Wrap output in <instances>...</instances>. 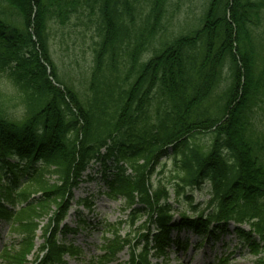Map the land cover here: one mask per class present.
Returning <instances> with one entry per match:
<instances>
[{
	"label": "trees",
	"instance_id": "1",
	"mask_svg": "<svg viewBox=\"0 0 264 264\" xmlns=\"http://www.w3.org/2000/svg\"><path fill=\"white\" fill-rule=\"evenodd\" d=\"M173 1L0 0V218L22 237L19 249H5L6 264L26 263L45 218L47 252L38 261L39 251L35 264H64L66 254L81 252L57 243L56 232L92 161L105 179L112 174L109 198H122L124 209L139 205L131 223L148 217L130 264H152L151 252L165 254L173 242L181 249L170 236L174 228L213 236L231 220L250 226L239 232L264 264V127L257 116L264 111V0H205L193 30L157 47ZM86 12L96 22L93 56L75 85L52 51L51 25ZM155 91L167 104L154 106L149 123ZM199 135L208 143L196 141ZM167 168L169 187L153 182ZM205 183L212 210L196 219L179 212L183 197L198 210L193 190ZM110 246L114 251L119 241Z\"/></svg>",
	"mask_w": 264,
	"mask_h": 264
},
{
	"label": "rangeland",
	"instance_id": "2",
	"mask_svg": "<svg viewBox=\"0 0 264 264\" xmlns=\"http://www.w3.org/2000/svg\"><path fill=\"white\" fill-rule=\"evenodd\" d=\"M175 6L170 7V12L173 11V16L169 23V29L166 34H160L156 41L155 46H160V40L168 35H173L175 33H183L185 31H191L192 26H197V17H200L202 13V7L205 0H174ZM177 5V7H176ZM88 13L82 17L72 16L69 22L65 25L52 24L51 29V44L52 51L57 57H59L65 63V71L70 75L71 83L75 85H80L83 82L84 77L89 74V68L92 62L93 56V36L96 32V22L88 19ZM96 19V18H95ZM166 41H163L165 43ZM151 50L146 54V57L151 56ZM143 55V56H144ZM5 79L0 81V88H5ZM161 95L155 91L152 95V101L150 103V108L147 110L148 122L153 123L155 120L154 106L160 103L162 107H165L167 103ZM16 111V110H14ZM260 119V125L264 127V111L257 113ZM196 141L200 143H208V135H199L196 137ZM166 159H163V163ZM101 164H98L96 168H92L91 179L81 182V184L75 189V201L77 198L88 197L93 201V207L91 211L84 209L80 206L79 209L83 213L84 217L89 222L88 225L82 226L77 233H71L67 236V240H70L75 245L81 246L83 248V255L79 258H69L66 257L69 264H99L93 257L103 254L99 250V247L103 243L104 237L110 239L113 238L112 232H107L104 236V228L108 223L117 225L120 220L129 221L130 211H124L123 200H111L105 196L104 192L107 191L105 185V179H102L101 175ZM161 167L158 168V171ZM114 172V170H112ZM112 176V174H111ZM168 168L165 170L164 174L159 173L153 177L154 182L157 179H164L167 181ZM168 183V181H167ZM210 187L209 184H205L201 190H195V204L206 203L210 198ZM80 198V199H81ZM73 201L70 213L72 216H68L66 221L71 227L75 228L79 217L77 214V205ZM184 204L181 203V207ZM189 208V207H185ZM204 208V205L200 206V209ZM191 213V212H190ZM188 213V214H190ZM146 217L143 216L139 221L136 222L135 227L142 222ZM176 220L179 219L177 214ZM231 224L228 232L219 233L217 239H211L206 245L196 246L199 243V237L195 236L190 231L181 230L180 234L177 230H173L172 236L176 237L177 234L180 238L184 239L189 236L190 243L192 244L190 248L182 253V251L176 252L175 249L164 258L153 257L154 263L161 264H215L219 259H229L228 262L234 264H256L257 256L250 252L244 244L240 243V238L234 232ZM134 229L129 223L123 224L119 229L120 237H124L126 234ZM145 231V230H144ZM225 233V234H224ZM41 232H38L37 248L41 244L40 239ZM135 236L134 232H131L130 239ZM62 238V235H59ZM20 241V236L10 233L9 228L5 223H0V252L5 244L12 245L15 249L18 248V243ZM32 252L29 253V260L33 259ZM129 260L128 247L121 251L117 258L112 263L107 264H124Z\"/></svg>",
	"mask_w": 264,
	"mask_h": 264
}]
</instances>
